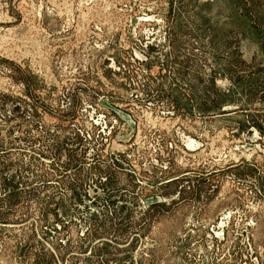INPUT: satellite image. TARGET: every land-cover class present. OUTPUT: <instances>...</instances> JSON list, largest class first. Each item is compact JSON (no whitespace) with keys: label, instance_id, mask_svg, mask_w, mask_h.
<instances>
[{"label":"rangeland","instance_id":"rangeland-1","mask_svg":"<svg viewBox=\"0 0 264 264\" xmlns=\"http://www.w3.org/2000/svg\"><path fill=\"white\" fill-rule=\"evenodd\" d=\"M0 264H264V0H0Z\"/></svg>","mask_w":264,"mask_h":264},{"label":"bare ground","instance_id":"bare-ground-1","mask_svg":"<svg viewBox=\"0 0 264 264\" xmlns=\"http://www.w3.org/2000/svg\"><path fill=\"white\" fill-rule=\"evenodd\" d=\"M68 8V7H67Z\"/></svg>","mask_w":264,"mask_h":264}]
</instances>
